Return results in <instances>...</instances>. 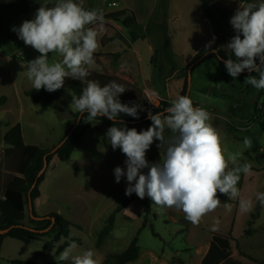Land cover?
<instances>
[{"label": "rangeland", "instance_id": "obj_1", "mask_svg": "<svg viewBox=\"0 0 264 264\" xmlns=\"http://www.w3.org/2000/svg\"><path fill=\"white\" fill-rule=\"evenodd\" d=\"M92 1L100 5L99 0ZM113 1L118 0H109L110 3ZM57 2L58 0H0V97H7L5 105L0 106V166L3 164L6 148L4 134L11 125L21 124L26 145L53 150L75 122L74 115L77 111L71 107L75 95L65 82L61 87L62 96L53 107L36 105L24 95L25 91L34 89L26 75L27 62L40 54L31 46L25 45L17 31H14L24 21L34 19L41 6L52 7ZM76 2L84 7V0ZM115 10L117 9H109L110 12ZM94 27L99 28V25ZM222 29L225 40L215 41L214 46L223 49L229 57L234 56L226 46L236 32L231 23L227 22ZM201 33L196 43L206 39L207 36ZM187 38L188 34L185 33L182 38L184 43L188 42ZM144 44L146 43L139 42L141 46ZM48 55L50 63L61 60L56 53ZM157 60L161 67L168 66L165 72L167 76L171 77L177 71L169 81L172 93L176 90L178 81L184 86L187 68L191 63H186L187 57H167L164 60L160 54ZM146 61L144 59L145 69ZM226 73L225 66L218 61L205 60L196 65L192 70L189 97L192 102L197 103L193 104L194 107L202 108L210 114L209 122L219 132L226 154L241 151L243 156L240 163L247 162L251 165L250 174H243L237 184L240 197L224 203L218 195L220 206L205 215L198 225H194L185 218L182 210L175 207L161 209L147 196L143 200L135 193L126 196V175L117 183L114 169L119 166L126 173L127 157L120 148H112L106 135L108 127L90 122L81 143L68 161L61 162L56 157L52 159L39 188L41 197L36 204L34 202L35 212L39 217L56 213L68 220L73 225L70 228V238H62L52 248H46L45 243L51 241L53 236L29 243L8 237L2 244L0 264H10L11 261L62 264L64 261L59 260V254L73 241L77 244L74 255L91 249L102 258L103 264L107 255H118L125 251L137 235L145 215L144 204L150 206L148 226L138 236L139 259L130 264H178L177 259L183 260L185 264H201L215 235L231 241L233 258L241 264H262L264 207L258 218L252 216L259 202L256 194L264 192V89H256L240 77L230 81ZM222 88L232 93L221 92ZM146 89V95L155 105L162 100L171 103L178 97L177 92L169 96L155 95L156 92ZM143 116L144 113L138 112L139 118ZM149 127L150 125L141 123L134 128L140 132ZM172 135L165 127V140ZM245 137L251 139V148H244ZM159 145L160 141L154 140L147 150L146 160L149 165L162 162L168 145ZM141 171L147 174L149 168ZM0 173L2 175L7 172L0 169ZM240 198L252 200L251 211L245 213L240 210ZM128 200L130 203L124 207ZM25 214L24 224L30 225L27 204ZM112 214L115 215L113 230L104 243L97 247L98 233ZM153 232L157 235L154 236Z\"/></svg>", "mask_w": 264, "mask_h": 264}, {"label": "clouds", "instance_id": "obj_2", "mask_svg": "<svg viewBox=\"0 0 264 264\" xmlns=\"http://www.w3.org/2000/svg\"><path fill=\"white\" fill-rule=\"evenodd\" d=\"M104 23L102 11L86 10L76 0H58L52 7L41 6L34 19L14 29L25 45L40 54L27 62L26 75L33 88L54 92L63 87L66 78L84 82L99 47L98 31L88 26L99 25L103 30ZM230 23L236 35L226 46L235 57L224 61L228 74L236 78L244 70L257 73L259 78L249 75L245 82L264 89V2L241 5ZM209 47L210 44L206 45ZM49 53L62 59L50 63ZM124 91V86L116 81L101 86L97 81L87 80L82 94L73 96L71 107L80 114L87 112L89 121L101 116L116 121L120 113L139 118V105L130 107L120 102L119 96ZM166 112L167 115L149 112L152 124L147 130L138 132L135 128L117 126L108 129L106 135L112 148H120L127 157L126 173L117 166L115 180L119 183L126 175V196L132 193L140 199L147 196L161 209L175 207L183 211L188 221L198 225L205 215L220 206L218 193L230 199L240 197L237 187L240 174H250L251 165L240 163L241 151L226 154L219 132L209 122L210 114L194 107L189 96L173 99ZM165 127L173 133L167 141ZM154 140L160 141L159 147L165 143L168 146L162 162L149 165L146 152ZM243 146L252 147L249 137L244 138ZM144 168H149L147 174L141 171ZM256 199L264 207V192L257 193ZM252 206L251 199L240 198L242 212L251 211ZM76 248L77 244L71 242L59 254V260L102 264V258L93 250L74 255Z\"/></svg>", "mask_w": 264, "mask_h": 264}, {"label": "trees", "instance_id": "obj_3", "mask_svg": "<svg viewBox=\"0 0 264 264\" xmlns=\"http://www.w3.org/2000/svg\"><path fill=\"white\" fill-rule=\"evenodd\" d=\"M205 10V14L210 20L211 26L213 27L214 37L216 41L225 40V32L222 29L224 23H226V18L228 12L223 10H217L213 5L211 0H199ZM248 2L249 0H243ZM168 6L169 0H156L155 12L149 22L142 26L136 22L134 14L129 10H122L117 12H112L104 15L105 21H114L122 25L128 30V36L130 42L134 43L138 40L145 39L148 34L152 33L154 30L159 31L163 34L164 43H169L167 36V22H168ZM142 30V32H140ZM112 34V35H111ZM125 40L124 36L118 30H107L103 43L108 40ZM217 49V54L212 53L213 50ZM209 53L199 64L205 60H214L222 63L220 59L227 60L228 58L235 59L234 56L229 57L227 53L216 46H210L209 48H203L198 54L192 59L190 66L192 70L198 65L197 62ZM103 54H94V60ZM111 56L114 61H117L121 54H113ZM157 51H155L154 56L151 59V64L155 65L157 60ZM223 64V63H222ZM225 66V64H223ZM187 68V71H188ZM226 69V67H225ZM90 75L86 78L84 82L75 80L72 78H66L65 83L73 91L75 96H80L84 87H86L87 80H93L99 82L101 86L111 82L116 81L118 84L124 86L125 91L119 96L121 103L128 104L130 107L133 105H139L138 112L144 113L141 118H133L127 114L120 113L116 121L110 120L105 116L97 117L91 121L87 119L88 113L85 112L80 114L77 112L75 117V122L71 126L70 130L75 126L79 116L81 117L80 123L70 135V137L56 150L53 154L51 150L42 149L41 147L35 145H26L21 125L17 124L11 128L3 138V142L6 145L4 150V160L0 169H3L7 173H0V231H7L5 234H0V250L4 239L12 238L23 243H29L32 241H42L45 237L53 236L51 241L45 243L46 248H52L54 243L59 242L62 238H70V228L73 225L66 220L60 214L52 213L43 219H36L39 216L35 212L34 202L40 198V185L44 181L43 174L37 181L36 186L32 189V186L36 180L38 173L43 168L44 159L48 161V165L54 157H56L61 162H66L70 159L71 155L77 149L82 141L85 131L89 127L90 122H95L100 127H121L126 129H132L138 124L144 123L151 126L152 121L148 118V113L151 112L153 115L157 112L167 115L166 109L171 105L164 100L159 101L158 105H155L150 101L144 90L137 85L118 78L116 76L101 74L90 70ZM227 72V69H226ZM227 75L230 76L227 72ZM249 75H256L257 73H249L244 70L238 77L246 79ZM188 94V73L184 81L183 89L180 96H187ZM24 95L28 97L34 104L39 106L53 107L55 103L62 96V89L56 90L54 92H48L44 88L40 90H28L24 92ZM7 102V97H0V106L5 105ZM69 130V131H70ZM68 131V132H69ZM67 132V134H68ZM66 134V135H67ZM64 135L61 139L63 141L66 137ZM60 141V142H61ZM55 148V147H54ZM28 194L33 202L35 218H32L29 214L30 225H25L24 220L25 205H28L29 210V200ZM219 197L224 203H230V198L223 194H219ZM130 200L124 203V207H127ZM145 215L143 217V223L141 228L138 230L137 235L132 239L130 245L125 251L118 255H107L103 264H130L136 262L139 259L140 247L138 246V236L140 232L148 226V214L150 212V206L144 204ZM262 212V206L258 202L253 218H258ZM47 217H49L47 219ZM54 220V222H53ZM115 223V215L112 214L106 225L99 231L96 246L100 247L104 241L108 238L111 231L113 230ZM150 227L153 228L152 225ZM154 236L157 234L153 232ZM178 264H185L181 259L176 260ZM10 264H37L29 263L23 261H11ZM62 264H71V261H64ZM201 264H241L239 261L233 258V248L231 241L228 238L222 236H213L208 250L201 260ZM264 264V262L262 263Z\"/></svg>", "mask_w": 264, "mask_h": 264}, {"label": "crops", "instance_id": "obj_4", "mask_svg": "<svg viewBox=\"0 0 264 264\" xmlns=\"http://www.w3.org/2000/svg\"><path fill=\"white\" fill-rule=\"evenodd\" d=\"M99 1L100 5L92 0H84V8L86 10L102 11L104 15L112 12L129 10L134 14L136 22L142 26H145L152 18L156 7V0H118L111 3L109 2V0ZM211 1L217 10L228 12V16L225 20L227 23H230L231 17L235 14L236 10L241 5H244L246 3L259 4L260 2H264V0H249L248 2H244L243 0ZM112 3H116V7L110 8V4ZM114 8H116L117 10L112 12L109 11V9ZM104 24L106 27L104 26L103 30L95 27L98 31L97 39L99 47L94 53L103 55L97 57L90 70L127 80L142 88L144 92L147 91L146 88H149L151 92H156L154 93L155 95L160 94L169 96L170 94L173 95L175 92H177L179 97L183 89L182 82L178 81L176 84V90H174V92L172 93L169 86V81L175 77L177 71H175L173 76L169 77L165 74L168 66L163 65L161 67V65L158 64V60H156L155 65L151 64V59L154 56L155 51H157V59L158 55L160 54L164 60L167 59V57L175 59H183L187 57L186 63H190L194 56L198 54L203 48H205L206 45L210 44V46H214L216 41L214 37L213 27L211 26L210 20L205 14V10L199 0H169L167 22V36L169 43H164L163 34L155 30L152 33L148 34L145 39L130 43L128 30L122 27L121 24L114 21H105ZM88 27H94V25H89ZM109 29L112 30V32L113 30H118L124 36L125 40L115 39L108 40L103 43V38L107 30ZM201 32H203L207 37L203 41L196 43ZM185 33L188 34L187 43H184L182 40ZM196 34L198 35L196 36ZM139 42L146 44H144L145 46H141L139 45ZM118 53L121 54V56L117 61H114V59L109 56ZM144 59L147 60V69L144 68ZM228 78L230 81H232L229 76ZM221 92L230 91L222 88ZM193 104L197 103L193 102ZM208 106L216 107L213 105ZM216 108L224 112L227 111L222 110L219 107ZM17 124L20 123L11 125L5 132L4 136L11 128L16 126ZM242 175L243 173L240 174V177ZM44 215H42V217ZM1 251L2 245L0 255Z\"/></svg>", "mask_w": 264, "mask_h": 264}, {"label": "water", "instance_id": "obj_5", "mask_svg": "<svg viewBox=\"0 0 264 264\" xmlns=\"http://www.w3.org/2000/svg\"><path fill=\"white\" fill-rule=\"evenodd\" d=\"M217 49H215V52H214V50L212 51V53H214V54H217ZM209 53H207L205 56H203L198 62H197V64H199L207 55H208ZM220 61L223 63V64H225L224 63V61H226L225 59H220ZM192 66H190L189 68H188V94H187V96H189V91H190V84H191V78H192ZM80 119H81V117L79 116V118H78V120H77V122H76V124H75V126L68 132V134L66 135V137H65V139L63 140V141H61L53 150H51V153H55L56 152V150L70 137V135L73 133V131L76 129V127L78 126V124L80 123ZM47 168H48V161H47V159L45 158L44 159V164H43V168L41 169V171L38 173V175H37V177H36V180H35V182H34V184H33V186H32V189L36 186V184H37V181H38V179L43 175V174H45V172H46V170H47ZM28 200H29V214H30V216L32 217V218H35L34 217V215H33V212H34V207H33V202H32V199H31V197H30V194H28ZM141 200H143V199H141ZM49 217H47V219H48ZM36 219H43V217H38V218H36ZM53 222H54V220H53ZM8 231V230H7ZM7 231H0V234H5Z\"/></svg>", "mask_w": 264, "mask_h": 264}, {"label": "built area", "instance_id": "obj_6", "mask_svg": "<svg viewBox=\"0 0 264 264\" xmlns=\"http://www.w3.org/2000/svg\"><path fill=\"white\" fill-rule=\"evenodd\" d=\"M110 7H116V3L110 4ZM22 59H24V57H22Z\"/></svg>", "mask_w": 264, "mask_h": 264}]
</instances>
